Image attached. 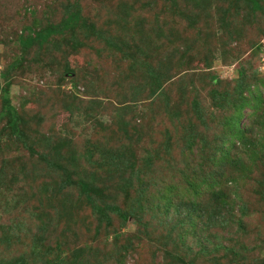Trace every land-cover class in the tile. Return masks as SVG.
Masks as SVG:
<instances>
[{
	"label": "rangeland",
	"instance_id": "obj_1",
	"mask_svg": "<svg viewBox=\"0 0 264 264\" xmlns=\"http://www.w3.org/2000/svg\"><path fill=\"white\" fill-rule=\"evenodd\" d=\"M68 1L75 0H0V75L12 61L20 58L24 65L13 73L9 90L12 104L24 117L23 125L20 121V129L33 137H48L45 142L39 140L29 143L38 152L31 156L30 149L24 144L25 137L16 136L8 128L7 118L0 116V167L4 161L7 162V168H12L10 171L16 174L17 181L11 190L12 200L0 207V227L9 226L12 234L19 237L17 241L20 246H16V258L24 256L29 261H34V264H45L47 258L42 252L44 245L53 248L58 244L51 259L57 255L64 257L67 250L70 260L77 253L75 250L83 249V256H88L86 254L89 247L95 251L99 248L101 252H106L109 248L111 252H116V245L121 247L131 244L132 249L137 252L133 251L125 258L126 264H238L230 259V255H225V252L229 254L227 249L236 240H248L251 247H260L252 249L250 254L264 264V216L260 212H264V202L253 192L258 188V182L264 181V110L259 116L256 105L247 106L244 110L246 118L243 117L237 124L238 132L227 131L231 160L235 161L240 157V161L247 165L246 168L243 167L244 170L240 164L236 165L231 161L229 165L224 164L223 168H202L197 163L194 174H191L190 165L182 159L188 153L183 151L179 154L180 146L183 145L174 134L176 129L188 128L197 123L200 126L196 128L200 132L207 131L194 114V100L202 107L210 135L214 128L211 125L221 121L222 117L231 115L233 95L229 98L231 102L223 106L224 109L216 107L212 94L209 93L216 82L211 83L209 73L219 76L221 88L233 93L238 73L243 72L248 85L252 89L255 88L254 85L257 86L264 97V13L260 12L257 17L252 16V12L245 15L248 5H242V0H238V3H234L237 0H211L209 4H213L209 9L204 6L194 14L186 12L188 15L182 20L183 17L166 8L164 0H157V4L152 7V0H80L83 16L92 27L103 33L110 30L112 33L109 36H123L125 41L129 37L131 43L128 52L138 62L136 73L131 74L129 62L121 59L119 53L107 49L104 43H95L94 37L89 38V30L77 31L73 35L85 45L77 52H62L67 49L70 51L71 40L68 38L53 41L54 53L38 47L27 55L22 52L19 44L15 43L21 29L33 25L36 16L41 20L37 23L45 25L49 21L59 24L65 17ZM261 2L264 5V0ZM122 3L135 6L131 15L133 17L127 18L128 24L126 8L122 7ZM33 10H37L36 15ZM138 18H141L139 28L136 27ZM164 19L170 22L165 23ZM136 31L142 37L151 36L149 41L161 32H166L163 36L168 39L180 37L183 41L185 38L186 44L178 45L185 47L183 56H188L187 65H182L178 53L171 57L167 55L164 46L160 44L147 51L148 54L141 53L136 49L138 40L130 37H135ZM168 31L177 33L173 37ZM139 36L137 34L138 39ZM147 49L148 47L142 50L146 53ZM122 52L126 56V48ZM200 56L209 64L206 71H203L204 63L198 60ZM224 63L230 65L225 66ZM145 64L154 65L160 73L165 74L164 87L153 96L149 94L147 85L144 86ZM66 67L73 69L74 73H66ZM133 75L136 77L135 87L128 85L133 82L130 79ZM5 85L6 80L0 78V110L1 93ZM192 91L195 93L192 94ZM249 93L244 92L245 95ZM237 95L235 93L233 98ZM250 96L252 97L251 93ZM262 106L264 109V101ZM126 107L128 110H125L122 118L119 110ZM256 115L258 116L255 118ZM181 117H184L183 121L178 120ZM251 118V130L245 126L246 131L241 125L251 123ZM240 128L246 132L244 136L247 139L243 141L240 140ZM96 139L100 143L94 149L89 146V142L95 143ZM160 148L169 150L171 156L164 160L152 159L151 164L146 165V157H151L150 154ZM56 151H63L64 157H69L68 152H76V166L69 167L76 173L74 180L90 181L87 176L91 171L109 172L116 166L119 174H106L108 177H101L95 183L102 189L103 184H111L109 190L105 189L109 196L105 204H116L123 211L136 206L141 195L145 194L144 199L147 196L154 198L155 195H164L174 201L185 202L187 209H194L191 217L196 218L199 214L195 205L200 203L206 209L207 203L212 200L211 190L219 189V184L221 190L217 193L221 196L222 203L229 206L225 215L226 222L219 225L217 219L213 218L211 222L204 223L208 217L204 215L200 221L196 218V228L184 235L180 228H174L177 219H180L178 222L184 219L180 218L181 214L177 215L171 210V222L160 223L155 219L159 229L148 230L145 234H138L143 225L135 219L130 218L124 225L114 214H111L108 227L105 223L100 225L99 216L93 213L91 206L76 188L70 189V199L66 203L58 198L57 192L51 194L49 190L46 191L47 186L54 183L55 179L59 181L58 186L50 187L61 188L64 178V173L61 172V176L57 174L59 178L54 176L53 172L57 170H51L48 165ZM99 152L105 153L108 160L102 161ZM40 153H46L50 158L44 162L39 159ZM120 156L125 157L123 159ZM144 166L146 169L143 171L148 172L147 175H137L136 169H143ZM217 171L223 176L218 184L209 177L211 179L200 184L193 196L182 190L184 186L178 185L180 181L186 182V179L200 182L203 176ZM239 171L248 177L249 186L239 185L242 183L239 181ZM172 176L175 178L172 179ZM155 182L158 187L151 186ZM233 188L238 191L237 194L230 192ZM141 189L146 191L140 194ZM60 191L65 190L61 188ZM144 199V206L147 207L148 202ZM24 207L43 213V219L36 216L35 225L27 220L25 222L29 224L26 231L29 232V228L33 227L36 233L33 234L36 235L33 239L31 235V240L22 238L25 229L22 226L18 229L12 221L17 215V209ZM243 211V220L247 222L244 227L248 224L254 226L248 228L247 235L244 228L238 230L233 225L234 216L239 217ZM148 213V210L144 212L146 221L151 220ZM185 226L186 223L183 225L184 229ZM99 227L101 230L98 232ZM1 232L0 229V235ZM97 234L100 239L94 246L98 248L92 246ZM36 243L38 247L34 246ZM216 244H220L222 248L211 254L210 251H213ZM59 245H62L63 252L58 250ZM3 251L8 252L0 243V253L3 254ZM103 264L119 263L111 258Z\"/></svg>",
	"mask_w": 264,
	"mask_h": 264
},
{
	"label": "trees",
	"instance_id": "obj_2",
	"mask_svg": "<svg viewBox=\"0 0 264 264\" xmlns=\"http://www.w3.org/2000/svg\"><path fill=\"white\" fill-rule=\"evenodd\" d=\"M164 1H166V4H165L166 8L171 9L175 13L179 14L181 18L183 17L182 20H184V18L187 17L188 14H190L189 11L193 12L194 14V12H196L199 8L207 6V8L209 9V7L212 6L213 4V2L212 4H209L211 3V0H164ZM242 1H243L242 5L244 4L245 6L248 5V10L245 9L246 11L244 12V14L245 13L248 14V12H252V16L257 17L259 16L260 12L264 13V5L261 2V0H242ZM238 2H239L238 0L234 1V3H238ZM154 4H157V0H152L150 7H152ZM122 7L126 8V12H127L126 13V24H128L127 18L130 19L133 17L131 15L135 9V6L129 5L127 3H122ZM196 7L198 8L193 11V9ZM186 12H188V14ZM33 13L36 15L37 10L36 12L35 10H33ZM182 13L184 15H181ZM34 19H35L34 20L35 23L33 25L25 26L23 29H21V32L17 34V38L15 40V43L19 44V47L21 48L22 52L25 53L26 55L29 54L30 51L34 49L35 47H38L39 49H44L46 50V52L54 53L53 50H55V43L53 44V41H55L58 38H64L63 41L66 38L71 40V44L69 46L70 51H68V49L67 51H62L64 54L66 53L68 54L71 51H74V52L80 51V49L84 47L85 45L82 42H80L78 39H76L73 35L77 31L81 32L82 30L83 31L89 30L90 31L89 38L94 37L95 43L102 42L105 44L104 46L107 49H111L112 51L119 53L121 55V59L123 60L126 59V61L129 62L130 73L131 74L136 73L135 70L138 67V62L137 60H135V57L132 55V53L128 52V49L131 43L129 42V37L125 41V38L123 36H109V34L112 33L110 30H107L105 31V33H103L102 31L98 30L96 27H92V25L89 24L83 16V9L81 7L80 0H75L74 2L68 1L65 7V17L60 21L59 24H54V23L52 24L48 21L47 24L43 25V24L37 23V22H41V20L38 19L37 16ZM140 19L141 18H138L136 21V27L138 28L141 26ZM164 20H165V23L170 22V20H167V19H164ZM115 24H116V21H115ZM172 29L174 30V28ZM167 33H170L174 37L177 32L168 31ZM137 34L140 35L139 39L137 38ZM164 34H166V32L157 33L155 35L156 37L150 41L148 39H151V36L146 35L145 37H142L140 32H137V31L135 33V37L133 35H130V37L131 39L136 38V40H138L136 41V49L140 50L141 53L148 54L147 51L152 50L153 48L157 47L158 44H160L164 46L165 48L164 50L167 53V55L171 57L173 54L178 53L180 57V61L182 62V65L184 64L187 65L188 56L187 55L183 56L185 47L180 44H179L180 46L178 45V43L186 44V39L183 38V41H182V39L179 37V38H176L175 40H172V39H168V37L166 36H163ZM173 42L175 43L177 42V44H174ZM146 47H148V49L146 50V53H145L142 49ZM66 48L68 47L66 46ZM94 48H95L94 50L97 49L95 46ZM125 48H126V56H124L122 52L125 50ZM58 50H61V48H59ZM198 60L204 63L203 71H206L208 69L209 64L204 61L203 56H200ZM210 64H212L211 61H210ZM21 65H24V64L22 63L20 58L15 61H12L8 65L7 69L0 75V78H3L4 80H6V85L2 88V93H1L0 116L7 118V126L16 136L18 135L19 138L21 136L22 138L25 137L24 144L28 149H30L29 152L32 153L31 156H33V154L38 153V152L35 149H33L34 146L29 143H34L39 140H41V142H45L48 139V137H44L43 139L42 137L41 138L33 137L32 135H27L24 129L23 131L20 129L19 124H20V121H22V125H23L24 117L20 114L16 106L12 104L11 97L9 96V90L11 88L10 80L11 78H13L12 77L13 73L15 72V70L22 68L23 66ZM224 65L229 66L230 63L229 64L224 63ZM153 66L147 65V64L144 65L146 81L143 78L144 86L145 84L147 85V90H149V94L151 96H153V94L158 93L162 90V88L164 87V81H165L164 80L165 74L160 73V71L156 69L155 66L154 67ZM65 72L70 75L74 73L73 69L69 67H66ZM208 75L210 77L211 83L216 82L214 88L211 91H209V93L212 94V99L214 100L216 107L221 106L224 109L223 106L231 102V99L229 98L232 95L234 96L235 93H238V95L235 98H233L232 96L233 102L230 105L233 109L232 113L230 116H227L224 118L222 117L221 121H217L215 125H211L210 127H214V128L212 129L213 134L210 135L209 134L210 130H208L209 124L208 125L206 124L205 114L202 111V107L200 108L199 102L197 100H194L192 102V105H193L192 108H193L194 114H196L197 119L202 121V124L205 125L203 126V128L207 131L200 132L197 129L198 126H200L198 123L193 124L192 126L188 128L182 127L180 129H176V131H174V134L177 135L178 139L183 145V147L180 146L181 151L179 152V154H182L183 151H187L188 155L183 156L182 159L187 164L190 165L191 174H194L193 170L196 167L197 163H199L202 168H205V167L223 168L224 164L229 165L228 163H230L231 161L232 163L236 165L240 164L242 166V169L243 167L246 168L247 165H245L242 161H240L239 159L240 157H238L237 160L235 161L231 160L232 156L229 152V149L231 147L229 149L227 147L230 144L227 131L232 130V132L233 131H236V133L238 132L239 125L237 126V124L239 123V121L242 120L243 117L246 118L244 110L247 108V106L255 107L256 105V107L258 108V111L260 112L258 113L260 116L261 112H263L264 110L262 106L264 97L257 86L254 85L255 88L252 89L250 87V84L248 85L247 78L246 79L244 78L243 72L238 73L237 80H236V89L234 90L233 93L230 92L228 89L221 88V82L218 80L219 76L210 75V73ZM130 79H132L133 82H130V84L128 85L135 87L136 77H134L133 75ZM255 89H256V92L254 91ZM247 91L248 93L249 92L251 93L252 97L250 96V93L246 95L244 94V92H247ZM194 93L195 92L192 91V94ZM125 110L127 111L128 107H126V109L119 110L120 117L123 118V113L125 112ZM257 116L258 115H256L255 118ZM228 117L229 118L231 117L230 121H227ZM181 118H179L178 120L183 121L184 117L182 119ZM250 121L251 123L241 125V127H244L245 129L247 128L245 126H248V128L251 130V124L253 123V118H251ZM123 122L124 124L126 123L125 121ZM244 129L240 128V133L242 134L240 136L241 141H243V139L244 140L247 139V137L244 136V134H246ZM245 130L247 131V129ZM95 143L89 142V146H92V148L96 149V147L99 146L98 144L100 143V140L96 139ZM175 146H177V144ZM58 152L59 151H56L55 155L54 156L52 155L51 158L53 159L49 160L48 165L50 166L51 170L53 171L57 170L56 172H53L54 176L58 177L57 175L58 173L60 176H61V173H64L63 175L64 178L61 183V188L64 189L65 191L64 192L60 191L61 188H54L58 186V182H59L56 179L54 183H51L50 185L47 186L46 191L49 190L51 194L54 192H57L58 198H62L64 203H66L67 200L69 201L70 199V194H71L70 189H72V187L76 188V190L79 191V195H81L91 206L93 213L99 216L100 225H103L105 223L106 227H108L107 225H109L111 222V214H114V215H117L123 221L124 225H126V223L129 221L130 218L135 219L136 222L143 225L142 229L138 231V234H145L149 231H154V230L159 229L156 225V220L159 221L160 223L171 222V219L173 218L170 215L171 210H174L177 213V215L181 214L180 218L184 219L183 220L184 222L183 221L178 222L180 221V219H177L175 222V226L173 225L174 228H180L182 234L184 235H186L188 231H191L193 228L195 229L196 228L195 225L197 222L196 218H199L198 221H200L201 219H203L204 215H208L207 220L204 223H206L207 221L211 222L213 218L217 219V223L219 225L226 222L225 215H226V210L229 208V206L222 203L221 196L217 193L221 190V187H219L218 181L223 177L222 175L221 176L219 175L220 174L219 171H217L214 174L211 173L209 175L203 176L200 182L194 181L192 179L190 180L186 179V182L184 180L178 183V185L184 186L182 190H186L189 196H193L194 192H197V187L200 184L207 183L209 179L211 178L217 182L218 184L217 187L219 189L211 190L210 199L212 200H211V203H207L206 209H205V205H200V203H197L195 205L196 211H198V214H199L196 218L191 217L190 215L191 211L194 209H187L188 207H185V202L183 203L182 201H177V200L176 202L172 198H166L164 195H155L154 198H150L147 196L146 199H144L145 194L141 195L138 198V202L136 201V206L133 205L129 209L125 208L123 211L116 204H110V205L105 204L107 202L106 199L109 197L106 194L107 191L105 189L109 190L111 184H108L107 186L103 184L102 187L104 189H102L95 183V181L96 180L98 181V179L101 177L110 176L109 173L119 174L120 171L118 170L116 166H114V169L109 170V172L100 173L97 170L93 172L91 171L90 175L87 176V178H89L90 181L86 179L74 180L75 179L74 176L76 175V173L75 171L71 170L69 167L74 166V165L76 166V163L78 160L75 157L77 156L76 152L75 151L68 152L67 154L69 155V157H64L62 154L63 151L59 153ZM100 154L102 155V161L108 160V156L105 153L103 154L100 153ZM150 155L151 157H146L145 159L146 165H150L152 162V159L154 160L163 159L164 160L165 158L171 156L169 153V150H167L166 148L155 149V152L151 153ZM93 156H95V154ZM120 157L124 159L125 156H120ZM47 158H50V157L46 153L39 154V159L43 160L44 162H46ZM164 163H166V161H164ZM7 165H8L7 162L4 161V163L0 167V207L3 204H8L12 200L11 190H13L14 185L17 183L15 179L16 174L10 171V169L12 168L10 169L7 168ZM144 169H146L145 166L143 169L142 168H140V170L136 169L137 175H141V176L147 175L148 172H144L143 171ZM239 172H240L239 181L242 182L239 185L249 186L248 177L245 176L242 173V171H239ZM106 174H108V176ZM171 178L174 179L175 176H172ZM52 185H54V187H50ZM151 186L158 187V184L157 182H155L151 184ZM145 191L146 190L141 189L140 194ZM230 192H233L234 194L238 193V191L234 188ZM253 192L255 193V196H257V198L261 202H264V181L260 180L258 182V188L256 190H253ZM143 199L148 202L147 207L144 206ZM2 201H4V203H1ZM35 208L37 209V207ZM26 209L27 207L21 208L20 210L17 209V212H16L17 215H15L12 221L14 223V226H16L18 229L21 228V226L23 230L25 229V232L22 238L27 237L28 240H31L30 238L31 235L36 234V233L33 231V227L29 228V232L26 231V228H28V225H29L28 223L31 222L33 225H35V221H37L36 216L40 219H43V216H42L43 213L38 212V211H33V210L30 211L29 209L27 210ZM146 210L150 211L148 215H151V220L149 219V221H146L144 218V212ZM260 212H261V215L264 216V212L262 210H260ZM44 216H47V214L44 213ZM244 216H245V211H243V213L239 217L235 215L233 225L238 230H241L244 228V233H246L247 235L248 234L247 232L249 231L248 228H252L254 226L248 224L246 227H244L245 224H247V222H244L243 220ZM68 219H71V217H69ZM262 219L264 220V217H262ZM26 220L28 223H25ZM185 223H186V226H185L186 229L183 228V225ZM0 229L2 230L1 235H0V243L5 249L8 250L7 253H5L4 251H3V254L2 252L0 253V255H3L2 257H0V264H34L35 263L34 261L31 262L24 256H20L16 258V254L18 253V248L20 246V243L17 241L19 237L17 235L15 236L14 234H12V231L9 228V226L6 227V226L1 225ZM100 230H101V227H99L98 232ZM35 237L36 235H33L32 239ZM98 238H99V234L96 235L92 246L96 245L95 243H97L100 239ZM16 246L18 247L17 252H16ZM34 246L38 247L39 245L36 243L34 244ZM57 246L53 248L46 246V245L43 246L42 252L45 255V258H47L45 264H103L104 262L110 260L111 258H115V261L118 262L119 264H126L125 258L128 257L133 251L137 252L135 249L134 250L132 249L131 244H125L121 247H119V245H116L118 247L116 252L114 251L111 252L109 248L106 252H101L98 246H94L98 249H96L95 251L93 248L89 247L87 250L88 254H86L88 256H83L84 254L83 249L75 250V252L77 253L73 254L72 258L68 260L69 253L66 250V255L64 257H62V255H57L55 258L51 259L50 256L51 254H53V252H55L56 250L55 248ZM257 247H258L257 245L256 247H253V246L251 247V243H249L248 240L246 241L236 240L235 243L230 248L227 249L229 254L225 252V255H228V256L230 255L231 256L230 259L238 264H240L239 262H242V264H261L260 261H258V259H255L254 256L250 254L252 252V249L255 250ZM221 248L222 247L220 244H216L214 246L213 251L211 250L210 253L213 254L212 252H219ZM58 250H61L63 252L62 245L61 246L59 245ZM12 252H14V255H12Z\"/></svg>",
	"mask_w": 264,
	"mask_h": 264
}]
</instances>
